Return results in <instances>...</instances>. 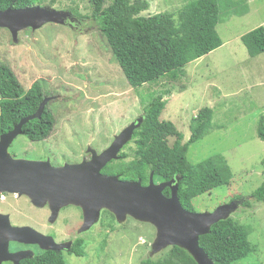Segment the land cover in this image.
Segmentation results:
<instances>
[{"label": "rangeland", "instance_id": "obj_1", "mask_svg": "<svg viewBox=\"0 0 264 264\" xmlns=\"http://www.w3.org/2000/svg\"><path fill=\"white\" fill-rule=\"evenodd\" d=\"M111 1L107 0L105 6ZM189 1L149 0L142 14L176 13ZM219 2L222 14L217 29L224 44L188 63L174 78L162 76L137 88L131 86L111 52L98 19L92 16L90 0H57L53 5L48 0L42 5L67 11L79 19L78 24H68V17L64 23L47 22L36 29L28 26L19 32L18 41L11 31L0 27V62L14 69L25 89L41 79L52 93L49 102L56 117L55 128L47 139L33 142L21 133L11 143L10 151L22 158L48 157L44 160L54 166L78 161L85 154L87 141L97 143L101 136H112L138 122L150 94L164 95L167 103L161 119L173 121L183 133V141H187L194 117L210 107L211 128L189 146L188 158L199 163L222 154L232 168L233 179L229 185L194 198L196 211L230 205L234 209L230 217L248 228L254 248L249 257L233 264H264V202L252 197L264 180V140L258 135L264 117V52L251 56L242 40L244 34L264 26V0ZM174 140L170 137L169 143ZM71 201L66 200V205L83 209L80 230L90 232L84 235L83 253L65 255L68 264H139L151 256L157 235L153 223L130 214L119 220L113 210L104 207L99 220L85 226L86 209L80 201ZM28 206L31 215H44V211ZM70 210L77 212L78 208ZM168 247L151 257H158Z\"/></svg>", "mask_w": 264, "mask_h": 264}, {"label": "trees", "instance_id": "obj_2", "mask_svg": "<svg viewBox=\"0 0 264 264\" xmlns=\"http://www.w3.org/2000/svg\"><path fill=\"white\" fill-rule=\"evenodd\" d=\"M48 0H0V10L9 7L25 8L45 4ZM57 0H49L52 5ZM92 16L99 21L101 33L106 37L115 59L120 64L129 83L137 88L160 79L162 76L175 77L183 72L188 63L216 50L224 44L217 25L222 8L219 0H192L176 13L159 12L143 15L149 0H90ZM251 56L264 52V26H259L242 36ZM52 93L41 79L28 89L20 81L14 69L0 62V131L7 132L19 121L35 113L41 102ZM141 125L134 131L138 136V150L128 165L117 169L124 171L125 178L138 179L143 183L170 181L176 179L178 196L182 205L196 211L194 198L211 192L214 188L229 185L233 171L222 154L213 155L199 163L188 158L189 146L203 138L211 128L213 110L205 107L194 117L192 133L186 142L183 133L171 120L161 119L167 100L163 94H150ZM52 101L46 104L41 117L24 124L23 131L32 141L47 139L56 124ZM258 135L264 140V117L258 126ZM175 137L173 144L167 138ZM142 140V142H141ZM264 171V158L262 159ZM167 186L163 192L171 196ZM257 202H264V180L253 192ZM251 203V202H250ZM200 246L213 259L214 264H233L249 257L254 248L249 241V230L232 217L215 223L211 231L199 238ZM85 244L75 245L74 251L80 255ZM50 264H68L65 256L51 253ZM139 264H198L193 255L177 245L168 247L158 257H147Z\"/></svg>", "mask_w": 264, "mask_h": 264}, {"label": "water", "instance_id": "obj_3", "mask_svg": "<svg viewBox=\"0 0 264 264\" xmlns=\"http://www.w3.org/2000/svg\"><path fill=\"white\" fill-rule=\"evenodd\" d=\"M68 17L67 11L42 5L9 7L0 10V27L8 28L14 40L18 41L19 32L28 26L36 29L47 22L64 23ZM50 99L51 97H46L35 113L22 118L12 130L1 135L0 194L3 192L26 194L38 206H44L46 198H49L55 207V215L61 206L67 204L66 200L80 201L86 209L85 226L97 222L104 207L113 210L119 220H124L130 214L157 227L151 256L168 246L177 245L191 253L198 264H214L213 259L200 246L199 238L209 233L215 223L231 216L234 209L230 205L224 204L214 211H190L180 201L176 179L157 183L152 173L150 182L143 185L141 180H121L117 175H104L101 172L103 166L110 160L118 158L121 148L132 138L143 117L116 135L113 143L102 153L98 154L95 151L89 162H66L54 166L46 160L12 156L11 143L23 133L24 124L42 116ZM167 186L172 189L171 196H166L163 192ZM0 217L6 219L3 237L0 239V263L4 259H15L17 256L10 254L8 250L11 240L40 242L43 248L49 249L67 245L55 243L51 237L53 244L47 243L49 236L30 226H13L7 215L0 214Z\"/></svg>", "mask_w": 264, "mask_h": 264}, {"label": "flooded vegetation", "instance_id": "obj_4", "mask_svg": "<svg viewBox=\"0 0 264 264\" xmlns=\"http://www.w3.org/2000/svg\"><path fill=\"white\" fill-rule=\"evenodd\" d=\"M38 5H46V3L38 4ZM69 21L76 22L77 24L78 22H80L79 19L77 17L72 16V14L69 15V19L67 21L68 24ZM27 30L30 29L27 28ZM121 131L122 129L116 131L112 136L103 135L100 137V140L97 143L87 141L86 146L84 148L85 154L78 161H69L68 163H81L83 161L89 162L93 158V154L95 151L98 154H100L104 150H106L113 143V141L116 138V135H118V133H120ZM4 133L6 132L0 131V138L1 135ZM23 133L24 136H26L25 131ZM83 137L85 138L86 136ZM170 137L172 136H169L167 138L168 144H170L169 143ZM33 142H41V141H33ZM138 142H139L138 136H135V132H134L132 138L121 148L118 158H114L110 160L106 165L103 166V168L101 169L102 174L117 175L121 180H131V181L141 180L143 185H147L148 183L147 184L143 183L142 177H139L138 179H128L125 178L124 174L126 173L124 171H120L119 169H117L118 166L120 165H128L127 167H129L130 162L134 159L137 150L139 148ZM174 142L175 140L172 142V144ZM26 149H28V147ZM11 154L15 158H22L18 156L17 152H11ZM47 158L48 157H45L42 158L41 160L44 159L47 160ZM26 159L36 160V158H26ZM158 182H162V181H158ZM28 203L36 210L44 211V215L42 217L38 216L39 213L31 215L33 212L30 213L31 211L29 210ZM71 207H77L78 211L76 212L70 210ZM54 212H55V207L49 201H47L44 206H36V204H34L32 199L26 194H20L19 192L1 193L0 214L7 215L9 217L11 225L32 227L36 231L46 236H49L47 239V243L53 244L52 240L54 239L55 241H57V243L60 244L66 242H70V244L68 243V246L64 248L49 249V248H43L40 242L11 240L9 241L8 244L9 245L8 250L10 254L13 255L17 254V256L15 259H8V260L4 259L1 261L0 264H50L48 259L50 260L51 253L54 254L58 253V254H62L63 256H65L66 254H74L75 245L77 246L83 245L84 241H86L87 239L86 238L87 236L84 235L90 232L89 230L87 231L80 230V228L84 223L83 209L81 207L79 209V205L68 204L60 207L55 217H54ZM31 216L32 218H28L26 220L27 217H31ZM5 220H6L5 217H0V239H2L5 230ZM50 237L53 239H51Z\"/></svg>", "mask_w": 264, "mask_h": 264}, {"label": "clouds", "instance_id": "obj_5", "mask_svg": "<svg viewBox=\"0 0 264 264\" xmlns=\"http://www.w3.org/2000/svg\"><path fill=\"white\" fill-rule=\"evenodd\" d=\"M24 132V131H23Z\"/></svg>", "mask_w": 264, "mask_h": 264}]
</instances>
